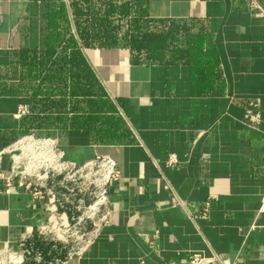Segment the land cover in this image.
Returning <instances> with one entry per match:
<instances>
[{
	"label": "crops",
	"instance_id": "crops-1",
	"mask_svg": "<svg viewBox=\"0 0 264 264\" xmlns=\"http://www.w3.org/2000/svg\"><path fill=\"white\" fill-rule=\"evenodd\" d=\"M145 9L208 37L203 72L181 54L138 63L123 43L84 44L71 0H0V150L35 134L57 138L78 164L100 155L118 162L110 223L77 264H189L190 253L218 257L204 264H264V17L245 0H146ZM87 71L93 115L107 99L124 141H104L99 121L75 126L91 112ZM173 154L178 164L169 166ZM11 165L5 154L0 264L67 258L69 246L42 228L68 226L71 209L51 196L33 200L8 179Z\"/></svg>",
	"mask_w": 264,
	"mask_h": 264
},
{
	"label": "built area",
	"instance_id": "built-area-1",
	"mask_svg": "<svg viewBox=\"0 0 264 264\" xmlns=\"http://www.w3.org/2000/svg\"><path fill=\"white\" fill-rule=\"evenodd\" d=\"M249 10L264 17V6L258 0H245ZM22 108L19 116L25 114ZM8 154L12 165L9 180L16 177L35 201L51 196L56 203L72 211L70 223L56 230L43 227V234L55 233L70 245L71 252L65 260L47 264H77L85 251L96 241L110 223V186L122 178L118 162L107 155H100L83 164L66 158L57 138L26 134L0 150V168L3 157ZM178 164L176 155H171L169 166ZM210 206L206 204V209ZM264 211V196L260 208ZM42 260L41 256H38ZM218 257L200 253L188 255L189 264H204Z\"/></svg>",
	"mask_w": 264,
	"mask_h": 264
},
{
	"label": "trees",
	"instance_id": "trees-1",
	"mask_svg": "<svg viewBox=\"0 0 264 264\" xmlns=\"http://www.w3.org/2000/svg\"><path fill=\"white\" fill-rule=\"evenodd\" d=\"M145 3L146 0H124L120 3L114 0H71V7L84 44L100 42L104 47H118L123 43L131 50L133 61L138 63H162L168 54L172 57L175 54H181L194 61L196 65L199 64L198 71L203 72L201 69L208 56L204 51V46L209 41L208 37L185 22H166L149 18ZM64 11V7L61 8L57 17L65 18ZM123 27L125 29L121 32ZM179 44H182L184 48L176 51L175 47ZM71 45L77 48L75 41ZM72 54L74 57L80 56L79 50H72ZM215 56V52L212 51L209 58L214 61V64ZM89 75L87 71L86 96L91 112H88V116L75 126L83 129L92 128V123L99 121L104 125L99 131L104 141H124L126 132L121 131L122 121L106 116L107 111L112 110V105L107 99L103 97V101L96 104L97 113L101 116L93 115L95 108L91 99L93 89L89 87V84L92 85ZM214 75L216 78V73L213 72ZM42 258L44 264L53 261Z\"/></svg>",
	"mask_w": 264,
	"mask_h": 264
},
{
	"label": "rangeland",
	"instance_id": "rangeland-1",
	"mask_svg": "<svg viewBox=\"0 0 264 264\" xmlns=\"http://www.w3.org/2000/svg\"><path fill=\"white\" fill-rule=\"evenodd\" d=\"M56 240H59V241H62V242H64V243H66L67 244V242L65 241V240H63V239H59L58 237H56L55 238ZM69 246V251H68V254H67V258L69 257V253L71 252V250H70V245H68ZM67 258H65V259H67ZM65 259H61V258H59V260H65ZM56 260H58V259H56ZM56 260H53L52 262H54V263H56ZM50 262V261H49Z\"/></svg>",
	"mask_w": 264,
	"mask_h": 264
}]
</instances>
